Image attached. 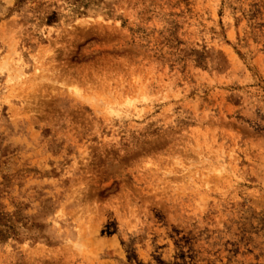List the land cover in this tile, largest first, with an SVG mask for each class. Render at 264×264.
Segmentation results:
<instances>
[{
    "label": "rangeland",
    "instance_id": "rangeland-1",
    "mask_svg": "<svg viewBox=\"0 0 264 264\" xmlns=\"http://www.w3.org/2000/svg\"><path fill=\"white\" fill-rule=\"evenodd\" d=\"M0 264H264V0H0Z\"/></svg>",
    "mask_w": 264,
    "mask_h": 264
}]
</instances>
